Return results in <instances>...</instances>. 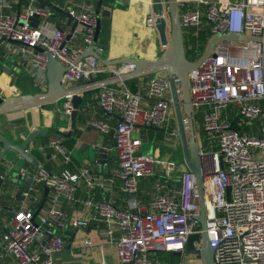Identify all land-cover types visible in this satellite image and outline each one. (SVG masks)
Instances as JSON below:
<instances>
[{
	"label": "built area",
	"instance_id": "obj_1",
	"mask_svg": "<svg viewBox=\"0 0 264 264\" xmlns=\"http://www.w3.org/2000/svg\"><path fill=\"white\" fill-rule=\"evenodd\" d=\"M87 3L88 0H81L72 5L65 0L62 5L72 20L78 22L70 40L76 36L81 40L71 45L70 40L66 41L71 27L53 23V10L42 8L39 0H26L20 8L11 1L0 0V39L16 43V52L23 59L31 58L32 75L41 89L47 84V53L66 67L62 79L65 86L134 69L133 64L109 65L94 56L80 58L88 47L95 46L93 39L99 19L93 6ZM164 3L166 6V0ZM176 3L184 42L185 36L188 37L193 48L200 46V33L208 40L218 33L244 36L218 41L210 54L189 72L193 111L192 117H184V123L188 135L194 133L196 137L194 116L200 112L201 134L209 142H217V149L210 152L205 144L199 146L213 264H264V0H176ZM165 13L167 16L166 7ZM34 16L39 18L36 25L31 24ZM148 25L155 26L152 14ZM193 29L198 32H191ZM141 87L142 92H135L126 81L102 87L97 104L102 111L116 114L118 120L114 124L95 118L90 121L93 128L113 136L118 162L113 174L134 209L92 196L76 197L81 180L86 188L104 184L103 168L98 165L73 171L69 167L73 160L71 151L60 136L53 135L48 144L50 158L61 160V171L50 174L38 167L30 174L20 168L21 175L29 173L33 183L24 187L21 206L7 219L1 215L6 176L0 174V257L11 255L17 264H55L54 254L64 246L63 237L56 233L65 222L60 206L64 199L90 208L86 217L70 219L73 226L106 224V237L115 242L120 264H184L162 261L155 253L183 254L189 238L201 236L199 198L191 170L182 174L178 196L160 193L150 209L135 198L140 179L154 175L156 164L164 166L167 174L174 171L176 164L143 152L142 139L136 135L140 127L147 126L176 135V128L171 126L176 119L169 77L165 73L150 74ZM63 99V108L58 113L70 117L72 95ZM229 109L231 115L225 112ZM37 183L50 190L49 202L39 216L28 207L32 205ZM42 230L52 236H46ZM38 234L42 237L39 243ZM199 241L200 248L201 238ZM84 243L90 244V240L85 239Z\"/></svg>",
	"mask_w": 264,
	"mask_h": 264
},
{
	"label": "crops",
	"instance_id": "obj_2",
	"mask_svg": "<svg viewBox=\"0 0 264 264\" xmlns=\"http://www.w3.org/2000/svg\"><path fill=\"white\" fill-rule=\"evenodd\" d=\"M8 1L13 2L14 6L18 8L22 7L26 2V0H21L19 6V0ZM47 1L62 7L65 0ZM66 1H70L72 5H78L81 0ZM97 1L88 0L87 4L92 5L96 9ZM39 4L41 5V0H39ZM103 7L111 10L110 16L100 15L101 29L99 41L106 45L107 49L97 48L96 50L103 59L109 60L122 57L155 59L161 54L164 46L159 40L158 32L154 26H150L147 23V18L151 15L150 0H104ZM48 8L54 12L51 16L53 23L62 25L64 28L72 27L74 21L71 18L53 8ZM80 40L81 37L76 36L69 43L75 45ZM9 42H3L0 45V55L5 53L0 59L1 95L7 96L14 91L17 86L16 77L21 76L23 80L21 88L26 87V92L23 93L45 90V88L41 89L35 83V78L32 75L34 72L31 69V58L27 57L23 59L16 52V43ZM190 48H193V46L191 45ZM199 57L201 56L199 55L192 60H196ZM7 69L10 70V73H7ZM148 76L129 79L126 82L135 92H142L141 83ZM100 78L103 77H97L94 80ZM84 83L86 82L75 83L69 86L75 87ZM100 89L81 93L84 101L79 107L74 128H71L70 117L61 116L58 113L59 108L56 109L55 107L56 110H54L51 108L53 105L51 104L44 109L32 108L0 115V131L13 143L23 142L34 130L45 131L42 135L36 136L27 146L28 151L31 152L39 163V166L29 162L25 163L22 168L28 170L30 174L36 171L38 167H43L50 174H58L61 171L63 163L61 160H52L50 158V148L48 147L49 140L53 135L60 136L64 146L71 151L73 156V160L69 164L70 169L74 171L88 166L97 168L98 165H101L103 168L101 176L104 178V184L102 186L86 188L85 183L81 180L78 183L76 197L83 199L92 196L98 199L109 200L122 208L134 209L133 203H130L128 200L129 196L122 191L121 182L113 174L118 168L116 151L113 149V136L104 134L90 125V121L94 118L109 121L111 124L116 123L118 120L116 114L106 113L99 108L97 96ZM62 108L63 106L60 109ZM225 112L227 115H231L232 109ZM201 119L200 112L196 113L194 116V129L199 146L205 144V137L201 134ZM60 121L62 125H59ZM173 121L171 126L175 129L176 121L174 119ZM136 135L142 139L141 150L143 152H150L161 158L173 160L176 163L174 171L171 174H167L164 166L156 164L154 175L140 179L135 198L138 199L139 203L150 209L151 203L158 194L165 193L175 196L180 194L182 174L188 168L184 161L183 151L181 158L178 155L177 142L180 143V139L177 135H171L159 127L148 126L140 127ZM84 144H87V149H92L95 152L99 148H105L107 151L105 158H110L109 165L97 163V157L91 160L86 156L87 150H81ZM7 164L4 159L0 160V174L6 176L2 185L3 209L1 215L3 219H7L13 215L21 206L23 200L17 197V186L13 181L14 175ZM110 176H113L114 180L111 181ZM35 187L36 190L33 192L31 201L32 205L28 204V207L33 210L36 216H39L49 202L50 190L48 189L46 192V186L41 183L35 184ZM60 206L65 216V222L61 227L56 229V233L63 237L64 246L59 252L54 254L55 264H97L101 261H105L108 264H120L115 242L106 237V224L103 222H92L84 227L73 226L70 223V219L72 218L86 217L90 212V208L64 199L60 201ZM116 234L118 233L116 232ZM200 238L193 240L192 245L187 246L185 253L165 252L159 259L162 261H183L184 264H203L198 245ZM85 239H89L90 244H85ZM41 240H37V243ZM1 243L2 228L0 226V252ZM0 264L17 263L11 255H3L0 257Z\"/></svg>",
	"mask_w": 264,
	"mask_h": 264
},
{
	"label": "water",
	"instance_id": "obj_3",
	"mask_svg": "<svg viewBox=\"0 0 264 264\" xmlns=\"http://www.w3.org/2000/svg\"><path fill=\"white\" fill-rule=\"evenodd\" d=\"M104 0H98L96 4V13L98 14V23L94 36L95 46H90L80 56H94L103 63L109 65L116 64H133L134 69L121 75L106 76L97 80L88 81L84 84L71 87L65 86L62 82L63 73L66 67L50 53H47L46 59V79L47 84L45 90L36 91L32 93L11 94L8 96L1 95L0 89V115L13 113L17 111L28 110L32 108L44 109L47 106L58 102L67 95H72L73 111L70 115L71 128L75 127L76 118L80 105L84 98L81 93L90 90L109 86L120 81H127L138 77H143L150 74L165 73L169 77L170 92L173 101V109L176 119L175 134L179 137L185 164L195 177V185L199 198V215L198 219L201 224V247L199 252L203 259V264H213V248L209 242V234L207 230V216L206 205L204 201L203 189V174L200 168L199 145L194 133L188 135L184 117H192V106L190 102L188 74L195 69L201 60L210 54L212 47L220 40L243 39L244 36L239 33L215 34L210 37L208 43L203 51L201 57L196 60H191L187 56L183 30L180 24L178 6L176 0H150L151 14L155 17V29L158 32L159 40L164 46L161 54L155 59L145 58H117V59H103V57L96 50L107 49V46L99 41V33L101 29L100 15H111V10L103 7ZM21 0H19L20 6ZM42 8L50 7L59 13L72 19L70 12L52 2L41 0ZM165 7L167 16L165 13ZM166 16V17H165ZM39 21L38 16L31 18V24L36 25ZM78 22L74 21L71 30L66 35V41L72 36V32L77 28ZM5 39H0V45ZM11 41V40H10ZM38 50H42L37 48ZM5 55L1 54L0 59ZM7 73L10 70L7 69ZM59 125H62L60 121ZM45 133L44 130H34L21 143H13L3 132L0 131V160L4 159L9 165L10 171L14 175L13 181L17 186V197L23 199L22 191L26 185H30L32 177L27 173L21 175L19 169L22 168L26 162L39 166L37 159L28 151L27 146L33 139ZM69 136V133H68ZM82 151H86L85 155L91 160L97 157L96 162L100 164L109 165L110 158H105L107 151L105 148H99L97 152L92 149H87V144L82 146ZM11 166L13 167L11 170ZM48 187H46V192ZM80 228V227H78ZM46 236H52L50 233L42 230ZM37 240H41V235H36Z\"/></svg>",
	"mask_w": 264,
	"mask_h": 264
},
{
	"label": "rangeland",
	"instance_id": "obj_4",
	"mask_svg": "<svg viewBox=\"0 0 264 264\" xmlns=\"http://www.w3.org/2000/svg\"><path fill=\"white\" fill-rule=\"evenodd\" d=\"M148 19H149V16H148V18H147V23H148ZM199 30H201L202 31V29L200 28ZM198 32V29H193L191 32ZM199 40H200V46H195L194 48H190V44H191V42L188 40V37H186L185 36V47H186V51H187V56H188V58L189 59H194V58H196L197 56H201L202 55V53H203V51H204V49H205V47H206V45H207V42H208V39L207 38H205L204 39V37H206V35L204 34V33H200V35H199ZM1 70V69H0ZM21 76V75H20ZM17 79H16V88H15V90L14 91H12L11 93H9L8 95H11V94H19V93H23V92H26V87H23V88H21V86H22V83H23V80H22V76L21 77H16ZM7 95V96H8ZM59 101H61V102H59ZM58 102H56V103H54L52 106H51V108L52 109H54V110H56L57 108H61L62 106H63V104H64V100L63 99H61V100H59ZM57 103H58V107H57ZM55 107H56V109H55ZM204 142H205V146H206V150L208 151V152H210V151H212V150H215V149H217V142L215 141V140H212L211 142H209L207 139H206V137L204 138ZM181 145H180V143L179 142H177V148H178V155H179V157L181 158L182 157V149H181V147H180ZM12 166H11V170H12ZM198 236V238H200V236L199 235H197ZM163 253L162 252H157V253H155V255L158 257V258H161L160 256L162 255Z\"/></svg>",
	"mask_w": 264,
	"mask_h": 264
},
{
	"label": "trees",
	"instance_id": "obj_5",
	"mask_svg": "<svg viewBox=\"0 0 264 264\" xmlns=\"http://www.w3.org/2000/svg\"><path fill=\"white\" fill-rule=\"evenodd\" d=\"M198 238V236L197 235H192L190 238H189V242H188V244H187V246H191L192 244V241L193 240H195V239H197Z\"/></svg>",
	"mask_w": 264,
	"mask_h": 264
}]
</instances>
